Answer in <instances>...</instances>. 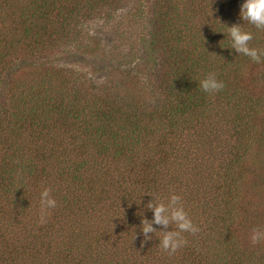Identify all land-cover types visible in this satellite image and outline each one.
<instances>
[{
    "label": "trees",
    "instance_id": "trees-1",
    "mask_svg": "<svg viewBox=\"0 0 264 264\" xmlns=\"http://www.w3.org/2000/svg\"><path fill=\"white\" fill-rule=\"evenodd\" d=\"M126 1L0 0V264H264V58L222 25L243 0ZM170 194L199 228L171 254L137 215Z\"/></svg>",
    "mask_w": 264,
    "mask_h": 264
},
{
    "label": "clouds",
    "instance_id": "clouds-1",
    "mask_svg": "<svg viewBox=\"0 0 264 264\" xmlns=\"http://www.w3.org/2000/svg\"><path fill=\"white\" fill-rule=\"evenodd\" d=\"M239 19L242 24L225 26L228 38L231 42V49L238 55L250 58L251 61L259 63L264 58V48L250 47L249 42L253 39V33L245 30L244 24L251 25L257 30H264V0H243L239 7ZM198 87L205 93H216L224 88V82L217 79L214 73H208L203 79L198 81ZM152 197V196H151ZM41 215L39 220L45 222L46 210L56 207V200L50 195V189L45 187L40 192ZM146 209L151 211L152 218H144L143 212H138L141 217L140 231L144 240L151 239L149 234L159 233L158 247L169 254L175 253L187 243L183 233H196L199 228L190 219L187 210L181 202V197L177 194H170L167 202L161 198L152 197ZM154 225L161 226V230H156ZM174 225L175 229H169Z\"/></svg>",
    "mask_w": 264,
    "mask_h": 264
},
{
    "label": "rangeland",
    "instance_id": "rangeland-1",
    "mask_svg": "<svg viewBox=\"0 0 264 264\" xmlns=\"http://www.w3.org/2000/svg\"><path fill=\"white\" fill-rule=\"evenodd\" d=\"M126 2H127V4L130 5L131 3L134 2V0H127ZM126 2H125V5H126ZM101 65H102V63L99 64L98 67H101ZM103 75H99V79H101ZM249 233H250L249 236H250L252 241L261 240V239L264 238V229H259V230H256V231H249Z\"/></svg>",
    "mask_w": 264,
    "mask_h": 264
}]
</instances>
